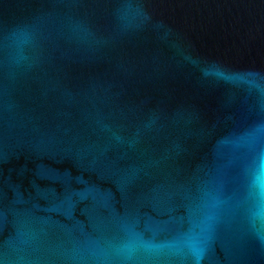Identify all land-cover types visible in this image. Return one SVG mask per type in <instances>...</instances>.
<instances>
[{
  "label": "water",
  "instance_id": "water-1",
  "mask_svg": "<svg viewBox=\"0 0 264 264\" xmlns=\"http://www.w3.org/2000/svg\"><path fill=\"white\" fill-rule=\"evenodd\" d=\"M0 264H264V0H0Z\"/></svg>",
  "mask_w": 264,
  "mask_h": 264
}]
</instances>
